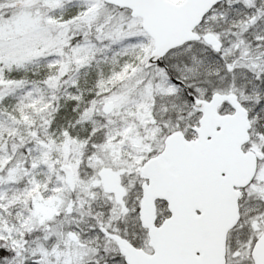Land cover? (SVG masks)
<instances>
[{
  "label": "snow or ice",
  "instance_id": "obj_1",
  "mask_svg": "<svg viewBox=\"0 0 264 264\" xmlns=\"http://www.w3.org/2000/svg\"><path fill=\"white\" fill-rule=\"evenodd\" d=\"M0 264H264V0H0Z\"/></svg>",
  "mask_w": 264,
  "mask_h": 264
}]
</instances>
